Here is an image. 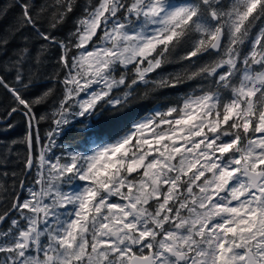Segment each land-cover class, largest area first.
Returning <instances> with one entry per match:
<instances>
[{
	"label": "snow or ice",
	"instance_id": "snow-or-ice-1",
	"mask_svg": "<svg viewBox=\"0 0 264 264\" xmlns=\"http://www.w3.org/2000/svg\"><path fill=\"white\" fill-rule=\"evenodd\" d=\"M12 7L0 167L26 145L39 189L0 213V264H264V0H89L66 35L77 0ZM78 118L85 151L59 142Z\"/></svg>",
	"mask_w": 264,
	"mask_h": 264
},
{
	"label": "trees",
	"instance_id": "trees-1",
	"mask_svg": "<svg viewBox=\"0 0 264 264\" xmlns=\"http://www.w3.org/2000/svg\"><path fill=\"white\" fill-rule=\"evenodd\" d=\"M89 0H77V3L80 5L72 15L69 22L61 29L60 35H66L67 32L73 28L74 21L78 16L81 15L83 6L87 4ZM229 0H225V3H228ZM14 0H0V9H7V14L4 16H0V30L6 28L8 25L12 24L15 17L19 14V7H12ZM255 31V29H254ZM28 34V33H25ZM19 46V40L13 42L11 48H16ZM53 55H57V53H53ZM181 68L177 64H171L165 67L164 72H176L180 71ZM56 71L54 67V61L50 64L43 72V75L48 76ZM151 76H155V74H150ZM51 83H54L51 82ZM190 88L184 86L180 87L175 91L164 90L167 95L172 98H177L184 94L185 91H189ZM142 94V91H141ZM10 102V97L3 90L0 89V110L3 109ZM144 107H137L136 111L140 114H144L150 107L151 101H142L141 102ZM38 115L51 114L50 109H45L43 107L37 110ZM16 128L14 131L9 133L8 136L3 137L4 140L10 141L12 139H21L26 131V126L21 119V117L17 116L15 119ZM89 123L83 120V118H78V120L73 121L70 126L65 129V133L62 136L60 143L68 144L71 143L74 148L78 151H85L90 147L89 137L92 136V131L89 128H85L84 124ZM50 126V122H42L41 124V134L48 129ZM13 152L9 154V164L7 167H0V185L3 187L0 188V213H2L7 207L10 206L12 200V191L15 189L16 191H20L19 189V181L20 179H25L28 186H34L36 188L37 185L34 184V180L36 178V171L33 170L30 176H25L23 169L24 164L23 160L27 155V148L24 144H15L12 145ZM0 153H7V149L0 146ZM59 150H56V155H59ZM3 172H8V176H3ZM15 172L16 176H12L11 173ZM22 198H28L27 191L23 192ZM10 224V221H6L3 223L1 228L6 229Z\"/></svg>",
	"mask_w": 264,
	"mask_h": 264
},
{
	"label": "rangeland",
	"instance_id": "rangeland-1",
	"mask_svg": "<svg viewBox=\"0 0 264 264\" xmlns=\"http://www.w3.org/2000/svg\"><path fill=\"white\" fill-rule=\"evenodd\" d=\"M30 187H34V186H30ZM36 189H37V190L39 189V185L36 186ZM65 190H67V189H65Z\"/></svg>",
	"mask_w": 264,
	"mask_h": 264
},
{
	"label": "water",
	"instance_id": "water-1",
	"mask_svg": "<svg viewBox=\"0 0 264 264\" xmlns=\"http://www.w3.org/2000/svg\"><path fill=\"white\" fill-rule=\"evenodd\" d=\"M3 226V224H0V228Z\"/></svg>",
	"mask_w": 264,
	"mask_h": 264
},
{
	"label": "flooded vegetation",
	"instance_id": "flooded-vegetation-1",
	"mask_svg": "<svg viewBox=\"0 0 264 264\" xmlns=\"http://www.w3.org/2000/svg\"><path fill=\"white\" fill-rule=\"evenodd\" d=\"M115 199V198H114Z\"/></svg>",
	"mask_w": 264,
	"mask_h": 264
}]
</instances>
